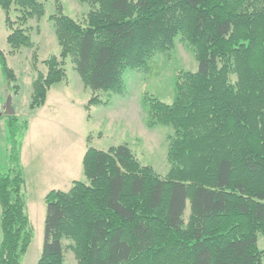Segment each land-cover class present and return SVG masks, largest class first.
Here are the masks:
<instances>
[{"label": "trees", "instance_id": "16d2710c", "mask_svg": "<svg viewBox=\"0 0 264 264\" xmlns=\"http://www.w3.org/2000/svg\"><path fill=\"white\" fill-rule=\"evenodd\" d=\"M78 1L89 8L81 21L58 5L50 18L60 53L42 62L45 73L36 70L30 110L43 107L49 89L66 80L68 58L90 93L87 112L107 104L110 94L122 95L124 73L148 72L154 56L178 38L196 69L175 76L169 104L142 95L146 125L171 131L166 175L142 165L126 144L87 147L86 182L44 197L37 264H64L69 250L77 264H262L264 0ZM0 8L10 52L31 48L24 27L44 15V0H0ZM0 68L8 95L16 94L1 51ZM2 118L8 171L0 173V264H21L33 238L20 162L27 123Z\"/></svg>", "mask_w": 264, "mask_h": 264}, {"label": "rangeland", "instance_id": "374dc122", "mask_svg": "<svg viewBox=\"0 0 264 264\" xmlns=\"http://www.w3.org/2000/svg\"><path fill=\"white\" fill-rule=\"evenodd\" d=\"M57 5L64 15L77 21H81L89 10L85 3L78 0H44V15L40 20H29L24 27L32 40V47L12 53L6 42L5 13L0 8V51L4 54L6 66L15 75L18 87L16 94L8 95L0 68V102L4 106L6 99L11 97L12 109L19 118V124L27 123L20 156L25 138L30 141L26 153L28 161L24 173V194L33 238L21 264H37L41 253L45 202L39 191L51 186L67 190L72 179L86 182L81 158L87 147L106 151L110 147L126 144L142 165L150 166L160 176L166 175L169 170L167 139L171 131L164 126L151 129L146 125L147 111L142 95L147 92L169 104L173 98L175 76L179 71L193 72L196 69L193 52L178 38L167 53L154 56L148 72L127 70L124 73L125 92L122 95L110 94L107 104L92 106L87 112L84 107L90 93L83 88L68 58L65 64L66 80L49 89L43 108L30 110L31 82L36 70L45 73L42 62L60 53L50 20L57 11ZM9 17L17 27L18 13L14 8L10 10ZM3 91H6V97ZM4 129V122L0 121V173L8 171V147L2 136ZM38 180L44 185L39 191L33 188ZM28 182L32 190L28 188ZM188 212L189 209L186 210V220ZM68 244L64 241L66 247ZM257 245L259 249L264 248L263 236H258ZM64 264H77L70 250L65 252Z\"/></svg>", "mask_w": 264, "mask_h": 264}, {"label": "crops", "instance_id": "0c3cea01", "mask_svg": "<svg viewBox=\"0 0 264 264\" xmlns=\"http://www.w3.org/2000/svg\"><path fill=\"white\" fill-rule=\"evenodd\" d=\"M84 88V87H83ZM85 89V88H84ZM49 92V91H48ZM48 92H47V94H48ZM3 93H5V97H6V91H3ZM46 98H47V96H46ZM45 103H46V101H45ZM44 106H45V104H44ZM43 106V107H44ZM42 107V108H43ZM3 110H4V106H3V104L0 102V121L2 122H4V119L2 118V116H3ZM15 115V114H14ZM4 126H5V123H4ZM2 132V131H1ZM5 134H6V131H5V129H4V131L2 132V136L4 137V139H5ZM25 140H26V142L24 141V144H23V148H22V153H21V156H20V162H21V167H22V170H23V175H24V173L26 174V168H27V158H26V153H27V151L29 150V143H30V141H29V139H27V138H25ZM44 146V145H43ZM49 148V147H48ZM45 149H47V148H45ZM48 151H51V149L50 150H48ZM83 158V157H82ZM82 158H81V162H82ZM25 171V172H24ZM33 175L34 176H36L35 175V173L33 172ZM73 181H76L75 179H72L71 181H70V183H69V185L71 186V183L73 182ZM24 184H25V175H24ZM27 186H28V188L30 189V190H32V188H31V184L28 182L27 183ZM43 186L44 185H42L41 183H40V181L38 180V181H36V183L35 184H33V188H35V190H41V188H43ZM70 186L67 188V190L70 188ZM24 188H25V185H24ZM50 188V189H49ZM49 188H46L45 190H42V191H39V193L42 195V198L44 199V197H45V195L49 192V191H51V190H62L61 188H55V187H53V186H51V187H49ZM23 191H24V189H23ZM62 191H65V190H62ZM25 195V194H24ZM26 200V199H25Z\"/></svg>", "mask_w": 264, "mask_h": 264}, {"label": "water", "instance_id": "95a60500", "mask_svg": "<svg viewBox=\"0 0 264 264\" xmlns=\"http://www.w3.org/2000/svg\"><path fill=\"white\" fill-rule=\"evenodd\" d=\"M12 115H14V111L11 105V97H8L4 105L3 116H12Z\"/></svg>", "mask_w": 264, "mask_h": 264}]
</instances>
